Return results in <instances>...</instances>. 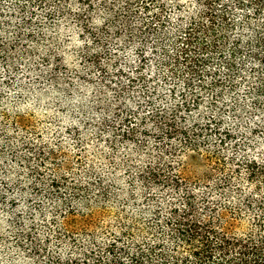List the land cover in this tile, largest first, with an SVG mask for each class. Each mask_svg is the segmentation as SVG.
Here are the masks:
<instances>
[{
    "label": "trees",
    "instance_id": "16d2710c",
    "mask_svg": "<svg viewBox=\"0 0 264 264\" xmlns=\"http://www.w3.org/2000/svg\"><path fill=\"white\" fill-rule=\"evenodd\" d=\"M9 1L11 11L0 0V60L9 66L18 49L31 54L28 41L41 46L50 38L52 52L61 50L51 33L60 22H73L99 45L102 35L112 38L116 23L123 26L118 33L142 35L132 42L140 46L151 39L159 44L165 34L164 0ZM173 5L172 50L160 59L173 76L176 65L183 67L187 88L179 97L173 90L162 94L161 105L147 101L153 109L139 123L131 122V113L98 122L99 115L116 113L114 103L99 100V113L88 107L96 119L89 126L82 121L84 136L94 132L114 154L107 173L89 165L65 177L60 170L67 163H57L54 151L22 142L26 152L15 156L30 182L15 187L29 192L42 224L19 228L12 219L10 241L31 264H264V0ZM37 11L41 21L31 24ZM16 13L17 28L11 26ZM100 20L103 27H96ZM51 58V66H59ZM41 80L59 87L55 74ZM0 117L1 136L3 109ZM78 132L74 128L82 146Z\"/></svg>",
    "mask_w": 264,
    "mask_h": 264
},
{
    "label": "rangeland",
    "instance_id": "374dc122",
    "mask_svg": "<svg viewBox=\"0 0 264 264\" xmlns=\"http://www.w3.org/2000/svg\"><path fill=\"white\" fill-rule=\"evenodd\" d=\"M2 1L5 9L10 7L9 0ZM164 1L167 4V18H164L166 23L162 30L165 34L161 35L159 44H154L155 39L148 40L145 46L134 44L133 40L143 36L138 34L133 38L128 37L125 32L118 33L116 30L123 29V26L116 23L110 34L112 38L103 40L107 35H100L103 44L99 45L98 39L87 36L80 27L69 21L68 24L58 23L57 34L55 31L51 32L59 41L61 50L59 48L52 52V47L56 44L51 46L50 38L41 46L37 45L38 49L28 41L24 46L32 47L31 54L25 56L21 48L13 53L15 62L10 66L0 60V111L3 109V113L7 115V122H2L6 125L7 132L4 130L0 136V264H31L26 253L10 241V236L13 235L10 225L12 219L15 223L19 219V228L24 223L42 224L32 211L34 207L29 201V192L22 195L17 193L15 187L18 184L26 187L30 182H27L22 171L24 166L15 156L25 154L26 150L21 148L24 140L54 151L57 163H67L60 170L65 177L81 174L89 165L103 173L111 168L108 159L114 154L104 138H95L91 131L84 136L86 131L84 132L82 121L89 126L96 119L91 118L88 107H94L99 113V100L114 103L116 113L99 115L98 122L106 115L108 120H113L116 115L124 120L131 113L133 119L136 118L131 122L139 123L153 109L147 101L161 105L162 94L173 90L179 97L187 88L182 80L188 73L184 72L183 67H179L181 65H176L178 73L174 76L163 71L160 57L162 51L164 53L165 49H171L169 47L173 40L172 34L175 33L177 13L174 0ZM11 10L13 9L10 7ZM41 15V11H37L36 19L31 24L40 22ZM141 16L144 19L145 15ZM20 19L19 14H14L11 26L19 27ZM133 24L135 29H140L139 20H135ZM96 27H103V22L98 21ZM46 33L44 32L46 36H42L47 38L50 34ZM13 41V36H10V43ZM51 57L61 61L59 66H51L55 63ZM209 65L211 69L216 67L215 64ZM51 74L59 79V87L41 80ZM163 76L166 77L165 81ZM148 97L150 98L147 99ZM201 97L205 95L202 94ZM74 128L81 133L82 146L76 143ZM10 144L15 154L10 149ZM1 169L6 170L7 175ZM121 173L119 178L125 181L123 172ZM45 230L39 227L38 232L43 236L46 235Z\"/></svg>",
    "mask_w": 264,
    "mask_h": 264
}]
</instances>
